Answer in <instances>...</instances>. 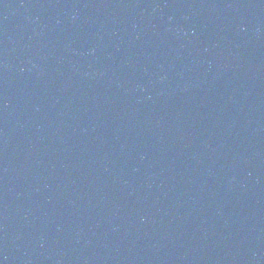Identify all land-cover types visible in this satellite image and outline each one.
<instances>
[{
    "label": "water",
    "instance_id": "1",
    "mask_svg": "<svg viewBox=\"0 0 264 264\" xmlns=\"http://www.w3.org/2000/svg\"><path fill=\"white\" fill-rule=\"evenodd\" d=\"M122 264H264V41L201 167Z\"/></svg>",
    "mask_w": 264,
    "mask_h": 264
}]
</instances>
